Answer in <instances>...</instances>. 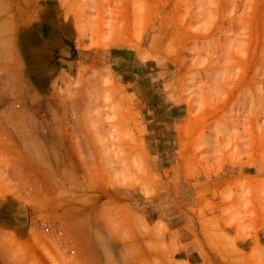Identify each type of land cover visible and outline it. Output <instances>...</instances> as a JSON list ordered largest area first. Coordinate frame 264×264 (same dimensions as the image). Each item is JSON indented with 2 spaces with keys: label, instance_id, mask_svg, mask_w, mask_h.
<instances>
[{
  "label": "rangeland",
  "instance_id": "rangeland-1",
  "mask_svg": "<svg viewBox=\"0 0 264 264\" xmlns=\"http://www.w3.org/2000/svg\"><path fill=\"white\" fill-rule=\"evenodd\" d=\"M262 127L264 0H0V264H264Z\"/></svg>",
  "mask_w": 264,
  "mask_h": 264
},
{
  "label": "bare ground",
  "instance_id": "bare-ground-1",
  "mask_svg": "<svg viewBox=\"0 0 264 264\" xmlns=\"http://www.w3.org/2000/svg\"><path fill=\"white\" fill-rule=\"evenodd\" d=\"M137 1H140V0H137ZM136 7H140V3L139 2H137L136 3ZM113 32H115V34L114 35H117L118 34V32H116V30H114ZM117 37V36H116ZM65 41H66V43H67V47H68V54H69V57H68V59H70V58H73L74 57V55H75V49H73L72 48V46H71V40L70 39H65ZM74 44V43H73ZM69 45V46H68ZM262 129L264 130V128L262 127ZM251 132V131H250ZM253 132H254V130H253ZM252 132V133H253ZM256 132V131H255ZM254 132V133H255ZM257 132H260L259 130L257 131ZM263 134H261V135H264V132H262ZM260 145V144H259ZM73 147V146H72ZM73 151H75V148L73 149ZM87 160L89 159V158H86ZM81 159H78V161L79 162H81L80 161ZM252 166V165H251ZM250 168V167H249ZM139 182V181H138ZM142 184H141V188H142V190H144L145 192H147V190H148V188H147V186L145 185V183H143V182H141Z\"/></svg>",
  "mask_w": 264,
  "mask_h": 264
}]
</instances>
